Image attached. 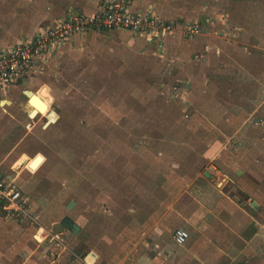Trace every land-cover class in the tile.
<instances>
[{
    "label": "rangeland",
    "instance_id": "1",
    "mask_svg": "<svg viewBox=\"0 0 264 264\" xmlns=\"http://www.w3.org/2000/svg\"><path fill=\"white\" fill-rule=\"evenodd\" d=\"M189 1L186 20L194 19L190 12L227 14L219 17L242 28L241 36L221 40L209 57L202 46L186 68L126 29H94L0 99V157L24 162L18 172L37 219L89 261L264 264V0ZM68 5L50 18L66 15ZM40 23L16 35L14 23L2 26L0 36L28 37ZM189 69L198 75L192 81ZM38 98L50 104L46 111ZM184 191L198 200L182 198ZM201 202L206 218L177 222L175 204L191 212ZM167 209L161 229L148 235ZM70 212L81 225L77 235L63 222ZM30 223L16 222L23 228L17 253L39 241ZM180 227L190 233L184 245L174 241ZM135 243L140 249L130 253ZM63 256L73 258L68 250Z\"/></svg>",
    "mask_w": 264,
    "mask_h": 264
},
{
    "label": "crops",
    "instance_id": "2",
    "mask_svg": "<svg viewBox=\"0 0 264 264\" xmlns=\"http://www.w3.org/2000/svg\"><path fill=\"white\" fill-rule=\"evenodd\" d=\"M101 1L102 0H30V1H27V0H2V4H1L2 7H0V11L1 12H2V10H4V11L2 12L3 15L0 16V18L3 17L0 19V27L8 26V25L14 23L13 29L15 31L14 30L10 31V34L16 35L17 33L21 32V31L24 32L26 30L25 27H27V25L32 26V24L37 23V21H39V20L41 22L40 23L41 25L51 23L52 21H54L59 16L56 15V16H53V18H50L51 16H49V15H51V14L54 15L55 14L54 10L59 9V7L61 8V6H64L65 3L70 4V5H68L69 7L71 6L75 9H80V10L86 11L88 13H92V12H95L96 10H98V8L100 7ZM186 3H187L186 0H133L132 7H133V9H137V10L138 9L146 10V9L152 8L162 18H164L166 20H174V21L179 22L180 24H184L186 21H189V20H186L185 17H183L186 14V7H185ZM189 3L195 4V1L190 0ZM69 7H67V9ZM20 8H25L26 10L23 11L25 13H23V12L18 13L17 9H20ZM33 11H34L35 16L31 15L33 13ZM66 11L67 10H65L64 12H66ZM4 12H6V13H4ZM46 12H48L47 13L48 16H43V15H45ZM201 13H191L190 12V16L191 15L194 16V19H191V20H197V21L199 20V22H200L201 18L196 19L195 17L197 14L199 15ZM38 15H39V17H38ZM221 15H226V17L228 16L227 14H220L219 13V16H221ZM219 16L218 15L204 16V18H202L203 21H201V22H205L206 21L205 19L213 18V19H211L213 21V23L211 20H208V21H210L209 22V31H204V32H201L199 34H195L192 37H185L182 30L178 28L177 31H175L174 33H172L171 35L168 36V38L164 42L163 51H160V53L158 52L159 55L162 57H166L172 53L173 55H175L174 60L177 64L180 61V62H182V64H184L186 66V68L187 67L189 68L191 65H194V60H195L194 57L197 53L200 55L202 52H205V55L204 54L202 55L203 58L206 56L209 57L208 55H211L212 53H215V52L217 54L216 48L219 46V42L221 40H223V41L227 40L228 41V40H230L229 39L230 36H233L237 39V35H238V37L241 36L242 30H243L242 28L235 29L233 24L230 22L229 17L228 18H221ZM35 17H38V18L35 19ZM17 27H19V28H17ZM113 30L118 31V30H122V29H113ZM113 30H109V31H113ZM131 34H132V36L135 37L134 39H141V40L145 41V39L142 36H135L132 32H131ZM229 34H232V35H229ZM184 38H186L187 40L188 39L189 40L193 39V40H191L189 43L188 42L184 43V40H183ZM233 39L234 38H231V40H233ZM6 41H8V39L2 38L0 36V49L3 47H6L7 45H9V44H11L17 40H15V41L12 40V41H8V42H6ZM133 41H135V40H133ZM3 42H6V43L3 44ZM202 46L204 47V49L201 52L200 48ZM190 71H193V72H190ZM42 72L43 71L37 70L33 74H30L29 76H26L22 79H19L16 83L11 85L9 88L2 89L0 91V95H1L0 99L2 101L6 100V102H7L8 101L7 97L9 95H10V97H12V94H13V93L9 94L10 93V92H8L9 90L11 91L14 88L20 89V87L23 84H26V82H28V81L30 82V80L38 77L40 75L38 73H42ZM203 72H204V69H203ZM204 73H205V75L210 76L213 72L212 71L210 72V68H209ZM34 74H37V75L34 77L33 76ZM185 76H189L191 79V77L193 78V77L198 76V75L196 72H194V70L189 69V72L185 73ZM193 79H191V81ZM46 88H48V87L46 86ZM18 94H19V92H18ZM37 101L38 102L44 101L48 106L50 105L44 98H38ZM15 163L16 162H14V161L11 163L5 157L4 158L0 157V176L3 177L5 180L13 181L14 183H16L19 187H21V189L24 191V193H26L29 196V203H28L30 205L29 211L31 213V216H33L34 218L33 217H26V216H25L26 218L25 217H18L17 215L14 214L13 211H10L8 209H4L2 206H0V255L2 257V261L4 262V264H84V262H83L84 256L83 255L85 253H83L82 255L79 253H76L72 250V248L70 246L68 248L65 243L56 241L57 236L51 232V229H49L47 226L42 224L37 219L38 217H36V215L34 214L36 212H33V199L31 197V195H29V193L27 191H25L23 184L21 183L22 182L21 178H23V177L20 175V172H18V170L14 167ZM239 169H242L241 173H239ZM236 172L238 175H241L244 172V169L238 168L236 170ZM206 174L208 175L209 173H206ZM182 194H183L182 198H186V199H189L191 201L192 200H198L194 195L192 197V195H190L187 191H184ZM192 202L195 203L194 201H192ZM68 203H67V205H68ZM252 203H253V201L251 202V206H253L255 209L258 210L259 209L258 203H257V206L253 205ZM184 206H188V205H184ZM184 206H182L181 203H178V205L175 204V208H177V211L182 215V217H181L177 212V214H178L177 222L186 224L188 218H190V219L199 218L200 220H202L203 218H206L207 215H209L208 214L209 210L206 208V203L203 204L201 202V205L200 204L195 205L193 208V211H191V212L185 211ZM170 212H171V210H168V209L165 210V212H163V214L159 217L158 223H156V225L151 227L150 230H148L147 234L152 235V234L157 233L158 230H160L162 227L161 222H162L163 218H165L167 216V214ZM66 215L70 216L74 221H76L74 219V217L72 216L71 212L66 214ZM66 215H64V217ZM186 216H187V219H186ZM18 221H21V222L27 221L29 223L31 222L30 223L32 225L31 227L33 228V230H36L38 233L35 235L34 238L37 240V235H41L42 238L44 239L42 241L41 240L36 241L34 243L35 246L31 245L32 247H30L29 252H28V248H25L27 250H24L25 251L24 253L22 251L17 253L15 250L14 245H15V242H17V239H16L18 237L17 234H19L20 231L23 230V228H22V226H20V224H16V222H18ZM63 222H64V220H63ZM17 225H19L20 230L17 233H13V229L16 228ZM67 229L71 231V229H69V228H67ZM73 234H75V233H73ZM77 234L78 233H76L75 235H77ZM47 239H49V240L47 241ZM174 241L176 244H180L175 240V238H174ZM186 242L184 244H186ZM184 244H180V245H184ZM139 245H140L139 243L133 244L129 249L130 253L137 252L140 249ZM66 250H68L69 253L73 254L72 260H70L67 257L64 258L65 255L63 257H59V255L63 254V252H65ZM16 254H20V256H24L25 258L23 260H17L15 258ZM52 255H58V257L57 258L51 257ZM122 260L119 263L103 262L101 264H130L129 256L123 257ZM0 262H1V260H0ZM90 262H91V264H99L100 263L98 258L93 259ZM201 262L206 264L205 262L210 263L211 261H210V259H208L207 261H201ZM201 262L199 264H201ZM146 264H148V263L146 262Z\"/></svg>",
    "mask_w": 264,
    "mask_h": 264
},
{
    "label": "built area",
    "instance_id": "3",
    "mask_svg": "<svg viewBox=\"0 0 264 264\" xmlns=\"http://www.w3.org/2000/svg\"><path fill=\"white\" fill-rule=\"evenodd\" d=\"M133 0H102L98 10L92 13L71 8L66 15L51 23L39 26L34 34L20 38L0 49V91L7 89L19 79L37 71L57 56L68 42L91 30L126 29L135 36H142L163 51L169 35L181 29L185 37L209 31L213 18L189 20L180 24L162 18L152 8L133 9ZM212 21V20H211ZM213 23V21H212ZM207 29V30H206ZM29 196L13 181L0 176V206L13 211L18 217H32L29 211ZM190 236L186 228L180 227L175 240L184 244ZM84 264H91L83 258Z\"/></svg>",
    "mask_w": 264,
    "mask_h": 264
},
{
    "label": "water",
    "instance_id": "4",
    "mask_svg": "<svg viewBox=\"0 0 264 264\" xmlns=\"http://www.w3.org/2000/svg\"><path fill=\"white\" fill-rule=\"evenodd\" d=\"M241 171H242V169H239V173H241ZM75 202H76V201H75L74 199H72V200L68 203L67 207H68L69 209L73 208V206L75 205ZM252 204L255 205V206H257V202H256V201H253ZM63 220H64V225H65L67 228L71 229V231H72L73 233L76 234V233L79 232V230H80V228H81L80 224L77 223L76 221H74L70 216L66 215V216L63 218Z\"/></svg>",
    "mask_w": 264,
    "mask_h": 264
},
{
    "label": "bare ground",
    "instance_id": "5",
    "mask_svg": "<svg viewBox=\"0 0 264 264\" xmlns=\"http://www.w3.org/2000/svg\"><path fill=\"white\" fill-rule=\"evenodd\" d=\"M38 104H39L38 107L41 109L42 112H44L48 109V105L44 101H39ZM18 160L19 161L15 163L14 167L20 171L24 168L25 165H24V162L22 160H20V159H18ZM75 204H76V202H75ZM37 239L41 240V241L44 240L41 235H37Z\"/></svg>",
    "mask_w": 264,
    "mask_h": 264
}]
</instances>
